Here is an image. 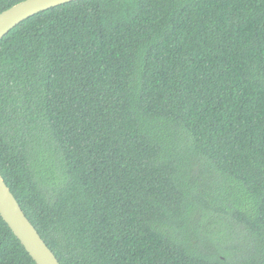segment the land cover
Wrapping results in <instances>:
<instances>
[{"label": "trees", "instance_id": "obj_1", "mask_svg": "<svg viewBox=\"0 0 264 264\" xmlns=\"http://www.w3.org/2000/svg\"><path fill=\"white\" fill-rule=\"evenodd\" d=\"M0 174L60 264H264V0L22 21L0 39ZM0 264H36L1 215Z\"/></svg>", "mask_w": 264, "mask_h": 264}, {"label": "water", "instance_id": "obj_2", "mask_svg": "<svg viewBox=\"0 0 264 264\" xmlns=\"http://www.w3.org/2000/svg\"><path fill=\"white\" fill-rule=\"evenodd\" d=\"M78 0H25L0 14V39L22 21L51 8ZM0 215L36 264H60L23 212L0 174Z\"/></svg>", "mask_w": 264, "mask_h": 264}]
</instances>
